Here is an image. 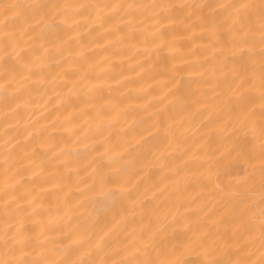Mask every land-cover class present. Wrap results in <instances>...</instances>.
I'll use <instances>...</instances> for the list:
<instances>
[{
	"label": "bare ground",
	"instance_id": "obj_1",
	"mask_svg": "<svg viewBox=\"0 0 264 264\" xmlns=\"http://www.w3.org/2000/svg\"><path fill=\"white\" fill-rule=\"evenodd\" d=\"M13 2L74 7L51 25L30 14L0 27V236L3 203L17 197L27 214L23 235L30 239L22 251L29 261L61 258L69 244L65 233L72 231L71 239L84 236L93 258L109 264L134 252L125 246L141 232L155 233L157 264H200L208 257L264 264L259 88L248 97L247 109L254 110L248 130L225 127L229 116L244 117L235 100L230 111L219 103L227 90L223 73L234 65L228 36L214 38L198 22L186 27L189 9L181 7L261 0H0V12ZM161 3L174 6L160 13L167 20L151 8L112 15L110 7H75ZM230 11L217 13L220 29ZM253 11L256 55L249 71L258 84L259 10ZM5 31L14 34L11 40ZM13 45L33 75L13 60ZM4 51L11 55L4 58ZM10 65L15 72H5ZM105 147L126 170L137 207L125 202L124 211L97 213L85 185L93 169L110 167L98 155ZM189 238L171 253L173 244ZM20 255L6 254L0 241V260Z\"/></svg>",
	"mask_w": 264,
	"mask_h": 264
},
{
	"label": "snow or ice",
	"instance_id": "obj_2",
	"mask_svg": "<svg viewBox=\"0 0 264 264\" xmlns=\"http://www.w3.org/2000/svg\"><path fill=\"white\" fill-rule=\"evenodd\" d=\"M3 11L0 15L3 19H0V27L7 28L9 21L16 20L21 17L28 19L30 14H40L41 19L45 21L46 24H54L57 18L65 17V13L73 5L67 3L58 4H43V3H5L3 4ZM78 9L85 8H109L112 15H115L120 11L121 8L132 9V10H145V9H157L155 13L160 19L167 20L168 16H160L161 12L168 13L173 9L171 4H112L109 5H76ZM182 8L189 9L188 13L183 17L188 23L186 27L196 26L197 22L202 26V30L208 31L210 35L214 38H219L221 34H227L228 38L224 41V44L230 46L231 57L234 61L233 69L228 72L223 73L224 80L227 83V90L221 96L219 103L223 109L229 110L233 100L240 106L241 110L244 111L243 119H237L233 121L229 116V119L225 121V127L231 124L234 130L239 128L248 130V122L252 119L254 110L247 109L248 97L253 93V91L259 88V98L262 101L261 104V134L259 143V155L262 158L261 171L264 173V0H261L259 5L254 4H201V5H181ZM204 8L208 9L207 14L202 10ZM231 9L228 16L225 18L224 23L227 27L220 29L215 23L216 15L219 11ZM254 9H258V36L261 43L259 50L260 53V78L257 84L255 80L254 71L250 72L249 68L253 67L255 60L253 59L256 55V49L254 45L250 42L256 38V29L252 22V16L255 14ZM10 13V15H9ZM199 13V15H197ZM196 16V20L192 19ZM230 21V23H229ZM159 22V20L157 21ZM171 22V21H170ZM11 32H3V36L11 40L13 37ZM217 39H214L212 43H216ZM4 49L8 48V44H4ZM12 51L15 52L13 60L20 64L21 67L29 74L33 75L32 66L24 62V54L22 51H16V46L13 45ZM220 51L225 52L222 47ZM11 53L9 51H4V58H7ZM228 58L227 52H225V59ZM239 61V62H237ZM227 67V65H225ZM15 72V65H10L5 68V72ZM235 85V87H233ZM211 113L209 118H211ZM31 135V133L29 134ZM109 149L105 147L102 153L98 155L100 157H107L110 162V167L107 171H97L93 169L91 175V180L85 185V190L89 193L90 198L95 202L97 206V213L104 211H113L117 206L121 207V211H124L123 205L125 202L129 208H135L139 204V198L133 199L134 191L133 186L130 185V179L127 175L126 170L122 165L118 163V157L116 153H112L108 156ZM244 182V181H242ZM264 187V183H262ZM264 197V193H262ZM89 197H85L83 202H86ZM17 197H12L11 200H6L3 203V216L5 218V223L2 229V236H0V241H2L5 246V252L14 253L17 250H21V255L19 258L4 259L0 260V264H109L107 259L97 261L93 258V248L85 246V237L79 236L77 239L73 240L71 237L75 234L72 231L65 233V238L69 239V244L63 247V256L61 258L52 259H33L29 261L27 255L22 251L23 248L27 246L29 242L28 237L24 236V220L26 213H23V205L16 204ZM32 201H27V205L31 206ZM15 205V207H13ZM35 209L32 210V214H35ZM261 215V229L262 235H264V207L260 210ZM176 217H173L175 220ZM119 223V221H118ZM79 222L74 228H80ZM91 235V233H89ZM103 239V238H101ZM192 239L189 238L188 241L180 240L173 244L171 248V253L182 251L183 248L190 244ZM195 239H199L196 237ZM156 246L155 233L145 235L141 232L133 241H130L125 248L134 247V252L129 253L125 257H121L119 260L112 261L111 264H157V260L153 258L152 252ZM115 251V250H114ZM76 257L75 259H70L69 257ZM205 256L208 257L207 250L205 251ZM160 264H164L160 261ZM177 264H182V261H177ZM200 264H228L227 261H220L214 257H208L202 261ZM239 264V261L235 262Z\"/></svg>",
	"mask_w": 264,
	"mask_h": 264
}]
</instances>
